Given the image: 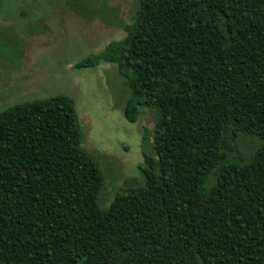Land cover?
<instances>
[{
    "label": "trees",
    "instance_id": "1",
    "mask_svg": "<svg viewBox=\"0 0 264 264\" xmlns=\"http://www.w3.org/2000/svg\"><path fill=\"white\" fill-rule=\"evenodd\" d=\"M113 62L140 183L98 206L63 94L0 111V264H264V0H135Z\"/></svg>",
    "mask_w": 264,
    "mask_h": 264
},
{
    "label": "rangeland",
    "instance_id": "2",
    "mask_svg": "<svg viewBox=\"0 0 264 264\" xmlns=\"http://www.w3.org/2000/svg\"><path fill=\"white\" fill-rule=\"evenodd\" d=\"M135 0H0V111L56 94L69 96L81 145L99 164L104 185L97 204L142 180V137L151 125L142 110L133 122L123 115L128 97L113 62L79 66L124 37Z\"/></svg>",
    "mask_w": 264,
    "mask_h": 264
}]
</instances>
